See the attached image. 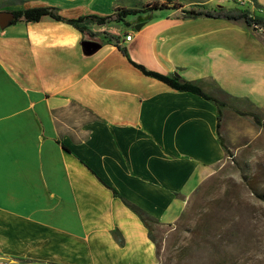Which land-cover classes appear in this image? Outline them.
Segmentation results:
<instances>
[{
    "label": "crops",
    "instance_id": "1",
    "mask_svg": "<svg viewBox=\"0 0 264 264\" xmlns=\"http://www.w3.org/2000/svg\"><path fill=\"white\" fill-rule=\"evenodd\" d=\"M153 2L168 7L140 28L136 16L132 26L91 24L103 42L90 54L78 28L50 15L0 27V264H159L126 200L174 224L225 159L218 105L128 57L216 97L264 105L256 34L182 11L228 0H0V11L54 6L77 18Z\"/></svg>",
    "mask_w": 264,
    "mask_h": 264
},
{
    "label": "rangeland",
    "instance_id": "2",
    "mask_svg": "<svg viewBox=\"0 0 264 264\" xmlns=\"http://www.w3.org/2000/svg\"><path fill=\"white\" fill-rule=\"evenodd\" d=\"M231 1L228 7L264 12L256 0ZM249 28L264 46V30ZM217 98L227 102L220 132L229 152L174 224L155 225L159 264H264V127L235 110L264 119V105L221 92Z\"/></svg>",
    "mask_w": 264,
    "mask_h": 264
},
{
    "label": "trees",
    "instance_id": "3",
    "mask_svg": "<svg viewBox=\"0 0 264 264\" xmlns=\"http://www.w3.org/2000/svg\"><path fill=\"white\" fill-rule=\"evenodd\" d=\"M174 6L176 7L177 4H174ZM167 7L168 5L165 3L153 2L144 5L142 8H118L112 14L109 15L101 16V15L91 14L86 16H80L77 18L64 17L59 13V9L54 6H32L21 10L13 11V13L15 15V19H14L15 22L39 21L43 16L50 15L57 20H63L74 25L84 34L85 39L97 40L96 39L97 33L94 32L90 27V25L93 23L104 24L109 22H116L122 25L132 26L134 21H132L130 18L136 16L138 22L149 20L153 17V13L155 12V10L163 9ZM182 11L186 15H189L190 17L193 18L210 17V18L229 19L236 22H245V24L249 27L264 30V16L255 14V12L251 11L250 8L248 7L247 8L238 7V6L227 7L225 5H217L208 8V7H201L199 5H195V6H191L189 9H182ZM107 38L113 40L119 46V48L122 49V51L127 55V50L125 47L119 44L118 37L110 35ZM100 42L102 43L103 40ZM128 58L136 67L142 70V72L145 73L146 75L158 78L176 89L194 92L202 96L203 98H206L216 103L219 108L218 133L221 138L222 145L226 150V154L229 152L227 146L225 145V142L223 141V138L221 137V132H220L223 108L227 106L226 101L221 100L216 96L207 93L200 85L196 84L195 82L185 80L184 78H182L177 74H171V75L163 74L161 72L148 69L144 64L134 61L131 57ZM235 110L236 112L242 115H251L257 124L264 127V119L259 114L243 111L240 110L239 108H236ZM115 193L118 192L115 191ZM126 203L129 204V206H131L134 210H136L140 214L144 223L148 227L150 236H152V238L154 239L153 236L154 227L155 225L160 224V221L152 217L149 213L140 209L136 205H133L128 200H126ZM156 246L158 247L157 243ZM157 253H158V249H157Z\"/></svg>",
    "mask_w": 264,
    "mask_h": 264
},
{
    "label": "water",
    "instance_id": "4",
    "mask_svg": "<svg viewBox=\"0 0 264 264\" xmlns=\"http://www.w3.org/2000/svg\"><path fill=\"white\" fill-rule=\"evenodd\" d=\"M14 19H15V15L12 11H7V10L0 11V27L2 29H5L8 26H10L14 22ZM144 23H145L144 21L140 22L137 24L136 27L140 28ZM82 45L84 47L85 52L90 54L98 50L102 46V43L94 39H84L82 41ZM2 260L5 262L8 261L7 258H2Z\"/></svg>",
    "mask_w": 264,
    "mask_h": 264
},
{
    "label": "built area",
    "instance_id": "5",
    "mask_svg": "<svg viewBox=\"0 0 264 264\" xmlns=\"http://www.w3.org/2000/svg\"><path fill=\"white\" fill-rule=\"evenodd\" d=\"M131 36H132L131 34H128V35L126 36V38H127V39H130Z\"/></svg>",
    "mask_w": 264,
    "mask_h": 264
}]
</instances>
